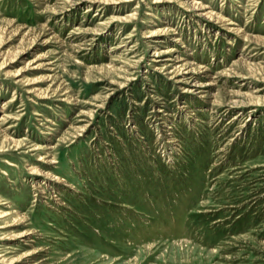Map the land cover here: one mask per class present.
Here are the masks:
<instances>
[{
  "label": "rangeland",
  "instance_id": "1",
  "mask_svg": "<svg viewBox=\"0 0 264 264\" xmlns=\"http://www.w3.org/2000/svg\"><path fill=\"white\" fill-rule=\"evenodd\" d=\"M0 264H264V0H0Z\"/></svg>",
  "mask_w": 264,
  "mask_h": 264
}]
</instances>
